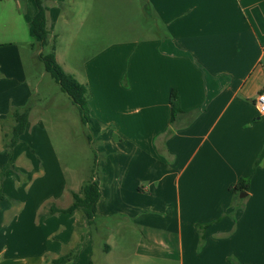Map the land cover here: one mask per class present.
Segmentation results:
<instances>
[{
  "label": "crops",
  "instance_id": "crops-1",
  "mask_svg": "<svg viewBox=\"0 0 264 264\" xmlns=\"http://www.w3.org/2000/svg\"><path fill=\"white\" fill-rule=\"evenodd\" d=\"M139 1L159 33L113 40L78 66L55 46L57 62L88 89L100 197L87 225L80 211L43 215L50 203L67 207L82 184L68 186L33 98L34 0H0V264H47L70 251L75 259L63 264H264V115L255 102L264 0ZM43 2L56 5L54 16L46 11L50 40L69 32L62 21L80 28L79 40L98 41V0ZM172 90L184 111L173 124ZM24 106L28 121L7 167L11 113ZM245 178L247 190L234 196ZM134 235L130 259L125 241Z\"/></svg>",
  "mask_w": 264,
  "mask_h": 264
},
{
  "label": "rangeland",
  "instance_id": "rangeland-1",
  "mask_svg": "<svg viewBox=\"0 0 264 264\" xmlns=\"http://www.w3.org/2000/svg\"><path fill=\"white\" fill-rule=\"evenodd\" d=\"M46 6L52 11L53 6L56 5L47 4ZM76 6L77 4H74V8H71L76 10ZM71 8L68 11H63V19L67 14L69 15ZM54 11L53 16L56 14ZM97 15L99 39L93 42L78 39L76 31L80 28L75 23L69 24L60 21V27L66 26L69 32H64L62 36L55 38L56 42H52L53 39L50 40V43L55 44L62 60L71 61V64L78 66L91 52L111 43L113 40L151 36L161 31L152 12L145 15L144 10L142 11L139 0H133V2L131 0H98ZM48 50L49 47L43 48V52ZM34 52L36 56L37 50L34 49ZM26 55L30 54L27 52ZM26 62L29 64V76H37L33 83L35 87L33 98L37 100L38 105H43L40 114L44 127L49 133L54 151L63 166L68 186L78 189L96 172L94 159L97 153L95 145L88 143L86 134L89 132L86 126L82 124L76 106L71 103L67 94L60 90L58 83L51 78L49 73L45 72L42 63L37 58L35 61L27 58ZM39 71L43 72L42 76H38ZM15 173L19 178V183L26 181L25 171L20 169ZM18 187L19 185H16L13 191H17ZM21 193L18 191L19 195ZM136 236H131L125 241L129 245L127 251H130L129 254L125 255L127 258L134 257ZM100 244L95 241L93 246V258L95 260L105 257L104 252L100 249Z\"/></svg>",
  "mask_w": 264,
  "mask_h": 264
},
{
  "label": "trees",
  "instance_id": "trees-1",
  "mask_svg": "<svg viewBox=\"0 0 264 264\" xmlns=\"http://www.w3.org/2000/svg\"><path fill=\"white\" fill-rule=\"evenodd\" d=\"M36 12L30 20V30L32 32L33 41L31 47L37 50L36 58L42 63L44 70L49 73L51 78L58 83L60 90L67 94L72 104L77 108L79 118L82 124H86V115L84 105L88 98V89L80 83L73 74L66 72L62 66L57 62L55 57V44L50 43V34L47 27L46 11L43 0H34ZM55 42V39L52 41ZM49 47L47 52H43V48ZM38 48V49H36ZM171 96L174 101L171 111V124L175 122L177 114L184 113L175 101V91H171ZM187 114H195L192 111L186 112ZM29 107L24 106L16 108L12 111L11 117L13 125L8 135V142L6 148L8 149V164H11L12 148L19 141V136L24 132L26 123L28 121ZM169 133V132H168ZM90 142L91 137L87 135ZM264 151H262L263 153ZM260 153V155L262 154ZM96 162V159H94ZM257 164V161L254 165ZM96 165V163H95ZM4 170V168H3ZM248 178L241 179L238 184L233 187V195L240 191L247 190ZM100 197L99 185L92 179V176L86 180L77 191H71V203L67 207H58L54 203H50L45 207L43 212L44 216H49L58 212L72 213L80 211L86 218L87 225H90L96 215V203ZM76 257V252L70 251L56 257L50 258L47 264H63L70 263Z\"/></svg>",
  "mask_w": 264,
  "mask_h": 264
},
{
  "label": "built area",
  "instance_id": "built-area-1",
  "mask_svg": "<svg viewBox=\"0 0 264 264\" xmlns=\"http://www.w3.org/2000/svg\"><path fill=\"white\" fill-rule=\"evenodd\" d=\"M255 102L258 112L264 115V89L260 93H258Z\"/></svg>",
  "mask_w": 264,
  "mask_h": 264
}]
</instances>
